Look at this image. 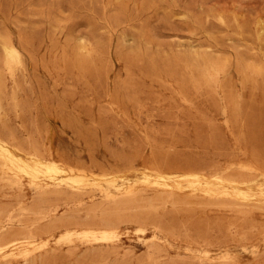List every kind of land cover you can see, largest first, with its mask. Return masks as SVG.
Here are the masks:
<instances>
[{
	"label": "rangeland",
	"instance_id": "374dc122",
	"mask_svg": "<svg viewBox=\"0 0 264 264\" xmlns=\"http://www.w3.org/2000/svg\"><path fill=\"white\" fill-rule=\"evenodd\" d=\"M0 147V264H264V0H0Z\"/></svg>",
	"mask_w": 264,
	"mask_h": 264
},
{
	"label": "bare ground",
	"instance_id": "6f19581e",
	"mask_svg": "<svg viewBox=\"0 0 264 264\" xmlns=\"http://www.w3.org/2000/svg\"><path fill=\"white\" fill-rule=\"evenodd\" d=\"M3 49H4L6 61L17 59V53L15 52V47L13 44L9 43ZM0 156L4 161H6L11 165L10 167H13L14 169H16V171H18V173L16 172L17 174H19V172H22L24 174L28 173L29 175L36 177L37 174H43L49 176V174L58 171V169L56 170L55 167H52L48 164H43L40 161H34L31 165H29V162L23 161L20 157L16 156L15 154L1 147H0ZM27 168L30 169V172H28L29 169L27 171Z\"/></svg>",
	"mask_w": 264,
	"mask_h": 264
}]
</instances>
